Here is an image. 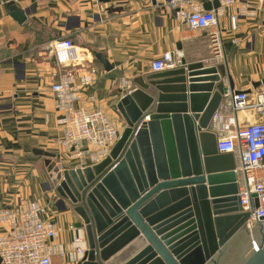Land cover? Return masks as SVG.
<instances>
[{"label": "water", "instance_id": "1", "mask_svg": "<svg viewBox=\"0 0 264 264\" xmlns=\"http://www.w3.org/2000/svg\"><path fill=\"white\" fill-rule=\"evenodd\" d=\"M218 7L216 0L203 4L205 11ZM8 10L24 21L13 3ZM94 56L112 69L101 54ZM131 84L112 96L125 127L101 163L60 168L53 154L32 151L45 159L55 194L84 227L88 251L78 264H264L262 227L258 251L251 249L250 227L243 228L249 215L241 212L233 155L218 153L210 132L223 94L242 93L234 91L225 65L182 59ZM261 85L264 80L253 87ZM243 229L248 234L222 261Z\"/></svg>", "mask_w": 264, "mask_h": 264}, {"label": "crops", "instance_id": "2", "mask_svg": "<svg viewBox=\"0 0 264 264\" xmlns=\"http://www.w3.org/2000/svg\"><path fill=\"white\" fill-rule=\"evenodd\" d=\"M10 3L24 12L23 22L9 15ZM242 5L248 15L238 17L235 31L230 16L241 4L218 17L223 56L216 64L225 65L234 91H250L252 97L264 91V85L253 87L264 80V0H243ZM208 33L190 31L171 11L148 0H0V208L16 210L27 200H39L45 219L56 225L55 244H68L69 226H81L55 194L45 159L32 153L43 150L54 155L52 161L60 168H74L60 145L63 133L50 90L60 74L53 53L57 41L70 39L78 51L76 82L96 69L89 92L123 129L112 98L123 81L132 86L135 78L155 73L152 63L166 52L186 64L213 65ZM95 53L103 56L110 71ZM263 117L253 112L237 116L240 126ZM6 231L0 225V235Z\"/></svg>", "mask_w": 264, "mask_h": 264}, {"label": "built area", "instance_id": "3", "mask_svg": "<svg viewBox=\"0 0 264 264\" xmlns=\"http://www.w3.org/2000/svg\"><path fill=\"white\" fill-rule=\"evenodd\" d=\"M171 11L190 31L209 30L208 42L212 62L223 56V43L218 17L231 6L241 4L239 11L230 16L231 30L237 28L239 16L248 15L243 0H216L217 9L205 11L203 4L215 0H148ZM60 74L50 86L58 112L57 124L62 128L60 145L73 169L83 170L105 160L118 141L121 124L100 106V100L89 87L94 84L96 69L79 77L76 82L73 68L78 51L70 39L57 41L53 47ZM180 65L173 54L163 53L152 63V70L163 72ZM121 87H129L123 81ZM253 112L264 115V91L252 97L249 94L227 91L220 108L214 113L210 132L217 138V152L230 153L235 160L237 196L241 212L248 213L243 228H249L252 251H258L259 225L264 234V117L240 126L238 114ZM45 208L35 200H27L16 210L0 208V225L7 231L0 235V264H78L88 251L82 226H69L68 244H55L57 228L45 219Z\"/></svg>", "mask_w": 264, "mask_h": 264}, {"label": "flooded vegetation", "instance_id": "4", "mask_svg": "<svg viewBox=\"0 0 264 264\" xmlns=\"http://www.w3.org/2000/svg\"><path fill=\"white\" fill-rule=\"evenodd\" d=\"M245 234L247 235L248 234V232L246 231V230H242L241 232H239L238 234H237V236L234 238V240H232L227 246H226V248L224 249V252H223V257H222V261L226 258V259H228L229 258V255L233 252L232 251V248L234 247V246H236V242H235V240L237 239V241H242L244 238H245ZM236 255V254H235ZM235 255H234V258L232 259V260H234V261H236V259H235Z\"/></svg>", "mask_w": 264, "mask_h": 264}, {"label": "rangeland", "instance_id": "5", "mask_svg": "<svg viewBox=\"0 0 264 264\" xmlns=\"http://www.w3.org/2000/svg\"><path fill=\"white\" fill-rule=\"evenodd\" d=\"M121 131H122V128H121ZM66 168H69V167H66ZM35 201H37L38 203H40V201L39 200H35ZM41 204V203H40ZM82 226V225H81ZM79 227V226H78Z\"/></svg>", "mask_w": 264, "mask_h": 264}, {"label": "bare ground", "instance_id": "6", "mask_svg": "<svg viewBox=\"0 0 264 264\" xmlns=\"http://www.w3.org/2000/svg\"><path fill=\"white\" fill-rule=\"evenodd\" d=\"M83 229H84V227H83ZM85 231V230H84Z\"/></svg>", "mask_w": 264, "mask_h": 264}]
</instances>
